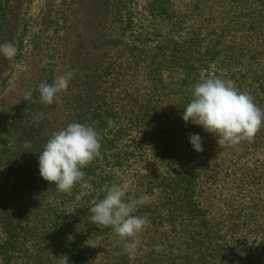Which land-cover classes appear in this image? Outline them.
<instances>
[{
    "label": "trees",
    "instance_id": "16d2710c",
    "mask_svg": "<svg viewBox=\"0 0 264 264\" xmlns=\"http://www.w3.org/2000/svg\"><path fill=\"white\" fill-rule=\"evenodd\" d=\"M28 1L0 0V44L17 49L0 55V264H264V126L219 147L181 119L208 78L264 110V0H52L32 19ZM19 63L27 88L7 100ZM67 71L68 90L41 103L38 85ZM74 122L98 132L100 156L61 192L38 156ZM124 183L126 200L150 198L134 212L149 220L134 259L90 213Z\"/></svg>",
    "mask_w": 264,
    "mask_h": 264
},
{
    "label": "clouds",
    "instance_id": "9594fccd",
    "mask_svg": "<svg viewBox=\"0 0 264 264\" xmlns=\"http://www.w3.org/2000/svg\"><path fill=\"white\" fill-rule=\"evenodd\" d=\"M17 49L12 42L0 44V55L12 59ZM74 73L67 71L57 76L51 84L40 83V102L51 105L60 93L68 90ZM31 91L24 95L30 100ZM44 118V114L36 117ZM181 119L201 126L213 134L219 147H236L242 141H251L264 126V110L260 109L252 97L240 91L231 80L208 78L197 82L192 90V99L184 107ZM189 143L194 151H203L202 137L198 133L189 134ZM25 148L31 147L26 141ZM101 144L98 132L91 126L74 122L53 132L38 156V170L41 178L61 192H70L85 175L84 169L100 156ZM127 183L106 187L105 196L90 209L91 220L97 227H111L124 241V250L134 259L140 240L139 234L149 220L134 215L138 206L150 202L147 195L126 200Z\"/></svg>",
    "mask_w": 264,
    "mask_h": 264
},
{
    "label": "rangeland",
    "instance_id": "374dc122",
    "mask_svg": "<svg viewBox=\"0 0 264 264\" xmlns=\"http://www.w3.org/2000/svg\"><path fill=\"white\" fill-rule=\"evenodd\" d=\"M146 1L147 0H137V4H138V6H143ZM257 1H258V3L260 2V0H257ZM50 2H52V0H29L28 3H29V7H30V12H29V14H27V17L28 18L30 17L29 19H32V18H35L36 15L42 14L45 10L48 9V5L50 4ZM57 2L59 4H61L63 2V0H58ZM28 18H27V20H29ZM25 37L27 38V36H25ZM27 42H28V39H27V41H25V44H27ZM24 67L21 65V63L18 64V66L16 68L17 69V71H16L17 75H16V77H14L12 79L11 86L8 88L9 93L6 94V95H8L7 100L18 99V96H20L24 92V90L27 88L24 85L26 83V77L25 76L20 77V76H22V74H20L21 70H25ZM27 71L28 70L26 69V71H24V72H27ZM5 104H4V102H2V104H0V110L3 106H5Z\"/></svg>",
    "mask_w": 264,
    "mask_h": 264
}]
</instances>
